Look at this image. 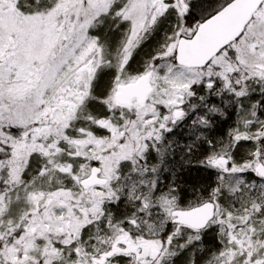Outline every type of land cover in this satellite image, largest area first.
<instances>
[{"label": "snow or ice", "instance_id": "1", "mask_svg": "<svg viewBox=\"0 0 264 264\" xmlns=\"http://www.w3.org/2000/svg\"><path fill=\"white\" fill-rule=\"evenodd\" d=\"M0 264H264V0H0Z\"/></svg>", "mask_w": 264, "mask_h": 264}]
</instances>
